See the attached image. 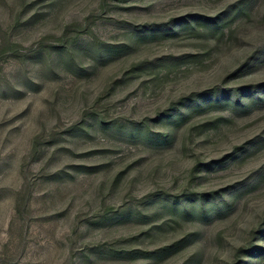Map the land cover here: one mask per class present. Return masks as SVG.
I'll return each mask as SVG.
<instances>
[{
    "label": "rangeland",
    "instance_id": "1",
    "mask_svg": "<svg viewBox=\"0 0 264 264\" xmlns=\"http://www.w3.org/2000/svg\"><path fill=\"white\" fill-rule=\"evenodd\" d=\"M0 264H264V0H0Z\"/></svg>",
    "mask_w": 264,
    "mask_h": 264
}]
</instances>
